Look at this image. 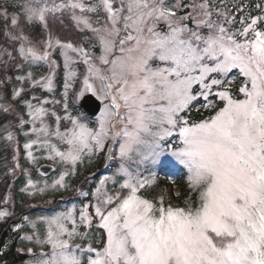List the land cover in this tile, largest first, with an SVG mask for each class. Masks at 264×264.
Here are the masks:
<instances>
[{
	"label": "snow or ice",
	"instance_id": "snow-or-ice-1",
	"mask_svg": "<svg viewBox=\"0 0 264 264\" xmlns=\"http://www.w3.org/2000/svg\"><path fill=\"white\" fill-rule=\"evenodd\" d=\"M13 7L19 12L10 23L19 31L6 35L19 45L16 68L49 69L38 79L32 70L15 77L21 86L12 97L26 110L17 114L23 148L33 164V150L44 153L59 173L51 184L29 177L21 191H67L66 177L105 150V167L116 163L94 189L77 190L87 199L79 208L14 224L16 233L31 229L20 241L33 246L17 249L30 257L24 264H264V0H240L232 6L239 15L213 0H23ZM0 14L7 22V8ZM22 21L39 35L25 34ZM56 27L91 36L62 40ZM93 39L99 54L85 47ZM57 52L62 98H25V84L54 92ZM78 63L85 71L77 89ZM49 104L62 105L63 114ZM193 110L210 114L192 119ZM8 127L5 139L14 141ZM176 165L187 170L183 206L166 201L167 189L149 198L158 179L149 166ZM10 215L0 211V220Z\"/></svg>",
	"mask_w": 264,
	"mask_h": 264
},
{
	"label": "rangeland",
	"instance_id": "rangeland-1",
	"mask_svg": "<svg viewBox=\"0 0 264 264\" xmlns=\"http://www.w3.org/2000/svg\"><path fill=\"white\" fill-rule=\"evenodd\" d=\"M256 0H243V3L246 5H251L252 3L255 4ZM92 2H96V0H92ZM240 2V0H223V5H226L230 11H233L234 14L239 15V13H235V10L233 9V5ZM23 3V0H0V13H2L3 9L7 8V11L9 13V19L6 22L3 15L0 14V74L4 72L7 73L5 76V81L3 84H0V105L4 106H11L12 109L15 111H10L9 113H4L3 111H0V121L2 116H6V119L4 122L0 124V193L2 190V182L6 179V177L9 179V186L7 189V192L4 196V198L0 201V211L7 210L12 215L16 211V205L14 202V196H15V189H16V178L20 174H23L24 176V184L19 189V192L24 195V198L27 200L28 203H26V208L29 209L31 206L38 207L40 205H49L51 206V210L48 211L45 214L39 215V216H49L53 215L56 212L64 211L67 208L72 207L73 204L79 208L81 202H87V199L83 196H80L77 190L84 191V189H88L91 187V184H94L93 186L99 182V180L104 176H109L112 174L116 167V163H110L109 167H105V164L107 163L105 160L106 150L104 154H101L98 157H94L91 163H85L84 165H81L79 168V173L76 176L73 177H66V180L71 185L70 189L65 191L61 189L59 192H49L47 194H35V195H29L27 193H24L21 191V189L25 186L27 179L30 177L33 181H38L41 185L45 180L49 184L52 183L54 179H57L59 176V173L55 170L58 166L54 164L52 161L44 158V153H42L39 150L34 149V155L39 157L37 163L33 164L26 155V150L23 148V144L26 142V137L24 136L23 132L19 128V118L18 113L24 114L26 112L24 106L22 104H19L18 100H13L12 92L14 88H18L21 85L19 82L15 80V77L17 75H23L28 70H32L35 77L38 79L41 74L48 73L49 69L45 65H24V68L21 70H18L16 68L17 64L23 63L21 58L18 55V44L14 43L12 40L9 39V37L6 35L8 32H18L19 29H15L11 26L10 23V17L11 14L14 12H19L18 7H13L14 5H19ZM213 3L217 6L223 7L221 4V0H213ZM247 10V9H246ZM103 16V13H101V18ZM95 19V17H93ZM21 27L24 29V33L32 36H38L40 33V29L38 27L33 28L31 26H26L24 22H21ZM54 36H58L59 38L66 39L69 36L76 41L80 42L84 36H91L90 33H78V32H72L69 33L67 31H64L60 29L59 27H56L53 29ZM85 47L91 48L92 51H95L97 54H99V45L98 42H96L94 39L90 43H86ZM9 53L11 54V57H9ZM54 58L57 60V63L59 64V67L56 72V77L54 81V92H48L47 90L43 89L42 87H35L32 88L29 84H25L24 87L27 89V94L25 98H31L32 95L39 96L41 99L47 97L49 100L52 99H61V93L63 92V84H64V68H63V57L59 56L58 52L54 54ZM75 69L80 74L74 84V88H79L81 86V81L83 79V73L85 71V67L82 63H78L75 66ZM11 77V80H8L7 78ZM69 100L71 101V94L69 97ZM49 108H55L58 114H63V107L62 105H48ZM25 119H28L27 115H24ZM54 118H50L48 120V123H53ZM10 125V127L7 128V131H11L14 135V141H8L5 139L6 137V130L5 126ZM54 126V124H53ZM63 127V124H62ZM30 129V125H26L24 128V131H28ZM34 138V137H32ZM18 148V153H17ZM4 150V151H3ZM8 151V152H7ZM14 156H17V159H13ZM104 161V166H96L95 162H98L99 160ZM169 159H172L169 157ZM19 163L20 167L17 168L16 164ZM43 164H50L54 167V171L51 172L48 176H42L38 175L35 176V171L38 172L39 168ZM91 165H93V168H91ZM95 165V166H94ZM28 169V174L26 175L23 171V169ZM151 171H154L157 173V177H159V172L168 174V179L171 183H174L177 179V175L181 169H183V166L176 165L175 167L170 166H155L151 167L149 166ZM104 169V170H103ZM187 172V171H186ZM147 174V173H145ZM98 176V177H97ZM88 177L89 179L87 182H85V178ZM81 180V182H79ZM85 183V184H84ZM82 186V187H81ZM94 187L92 189H94ZM109 187L111 189L112 185L109 184ZM118 187V186H117ZM175 193L178 194V189L175 190ZM8 197V202L5 203V198ZM49 201H51L49 203ZM167 201V200H166ZM10 215V216H12ZM9 216V217H10ZM31 218L35 219L38 216H30ZM8 218V217H7ZM5 220V219H4ZM3 220H0V222ZM39 228L41 231H43L44 226L39 225ZM25 232H31L30 227L25 226L23 232L16 233L15 236L10 240V243L13 241V239H17L18 245L21 246L19 248H27L32 247L33 245L30 244L27 241L21 242L20 236L24 235ZM18 234V236H17ZM25 246V247H24ZM36 251L38 252L39 249L37 248ZM0 264L2 262L0 261Z\"/></svg>",
	"mask_w": 264,
	"mask_h": 264
},
{
	"label": "trees",
	"instance_id": "trees-1",
	"mask_svg": "<svg viewBox=\"0 0 264 264\" xmlns=\"http://www.w3.org/2000/svg\"><path fill=\"white\" fill-rule=\"evenodd\" d=\"M255 2L257 3L259 2V0H256ZM251 5H254V4L252 3ZM6 74L7 73L5 72V69H4V72L0 74V81H3L5 79ZM238 81L239 82H237V84L240 83V80ZM209 114L210 113L205 110H201L200 113H197L195 110H193L192 119H199V118H202V116H206ZM5 119H6V116H2L0 124L4 122ZM103 162L104 161L100 159L98 162H95V163H96V166L99 167V166H102ZM91 168H93V165H91ZM176 175H177V179L175 183H171L167 179L168 174H159V177L157 179V185L154 188L149 189L145 194L149 198H151V197L157 196L161 192L162 189H167L166 200L170 201L174 206H183L185 199L189 196V193H190V190L188 187L187 172H185L184 170H180V172ZM15 184H16V189H15L14 200H15V205H16V211L12 216L0 222V250H2L3 245L5 243L9 245L6 252H4L3 255H0V261L2 262V264H24V262L29 259V256L26 255L25 253L17 252V249L19 247L18 245L19 243L17 239H13V241L10 243V240L16 235L15 232L12 231L14 224L21 223L22 217L25 215L39 216V215L47 213L50 210L48 206L27 209L25 205L28 202L24 198V195L19 192V189L24 184V176L17 177ZM93 185L94 184H91L90 188L85 189L86 192L92 190V188L94 187ZM8 186H9V179L6 177V179L3 180L2 182L0 201L4 198L7 192ZM176 189H178L179 191L178 194L175 193ZM193 198H194V195H193Z\"/></svg>",
	"mask_w": 264,
	"mask_h": 264
},
{
	"label": "water",
	"instance_id": "water-1",
	"mask_svg": "<svg viewBox=\"0 0 264 264\" xmlns=\"http://www.w3.org/2000/svg\"><path fill=\"white\" fill-rule=\"evenodd\" d=\"M98 103V102H97ZM51 168L48 167V166H44L40 169V172L43 174V175H48L49 172H50Z\"/></svg>",
	"mask_w": 264,
	"mask_h": 264
}]
</instances>
